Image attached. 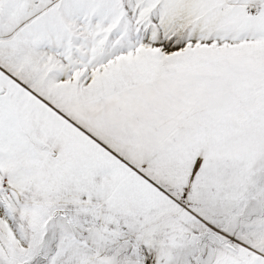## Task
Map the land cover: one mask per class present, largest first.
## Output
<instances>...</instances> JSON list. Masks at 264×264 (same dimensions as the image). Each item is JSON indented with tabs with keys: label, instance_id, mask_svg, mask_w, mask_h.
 <instances>
[{
	"label": "snow or ice",
	"instance_id": "6c2138e0",
	"mask_svg": "<svg viewBox=\"0 0 264 264\" xmlns=\"http://www.w3.org/2000/svg\"><path fill=\"white\" fill-rule=\"evenodd\" d=\"M0 264H264V0H0Z\"/></svg>",
	"mask_w": 264,
	"mask_h": 264
}]
</instances>
